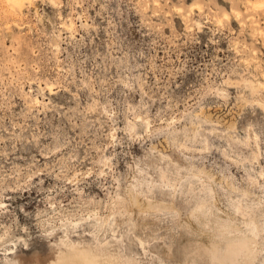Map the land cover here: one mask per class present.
<instances>
[{
    "label": "rangeland",
    "instance_id": "374dc122",
    "mask_svg": "<svg viewBox=\"0 0 264 264\" xmlns=\"http://www.w3.org/2000/svg\"><path fill=\"white\" fill-rule=\"evenodd\" d=\"M70 246L264 264V0H0V264Z\"/></svg>",
    "mask_w": 264,
    "mask_h": 264
},
{
    "label": "bare ground",
    "instance_id": "6f19581e",
    "mask_svg": "<svg viewBox=\"0 0 264 264\" xmlns=\"http://www.w3.org/2000/svg\"><path fill=\"white\" fill-rule=\"evenodd\" d=\"M10 1L13 2V4H15V5L20 6L22 4L23 0H10ZM63 241H64V239L62 240V242ZM91 252H92V250H91ZM95 256L96 255L91 254L88 251H84V250H81V249H75V248L71 247L67 252L62 253L61 255L57 256L49 264H103ZM106 264H116V263H114L113 261H109Z\"/></svg>",
    "mask_w": 264,
    "mask_h": 264
}]
</instances>
